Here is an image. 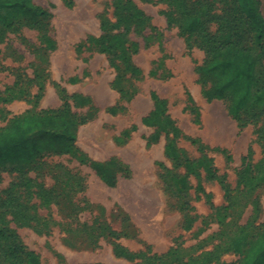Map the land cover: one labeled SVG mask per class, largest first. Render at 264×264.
I'll return each mask as SVG.
<instances>
[{"label": "rangeland", "instance_id": "374dc122", "mask_svg": "<svg viewBox=\"0 0 264 264\" xmlns=\"http://www.w3.org/2000/svg\"><path fill=\"white\" fill-rule=\"evenodd\" d=\"M31 1L51 14L36 26L0 8V128L13 116L59 108L61 88L67 95L87 96L99 110L77 127L75 155L50 154L25 171L1 169L0 228L14 231L41 264H148L162 254L161 264L236 261L239 255L225 249L227 236L251 219L253 202L259 207L254 223L264 221V182L242 191L238 173L247 150L253 165L263 157L264 144L256 138L257 125L238 126L226 100L204 97L196 72L204 54L176 25L167 24L166 3L133 0L156 28L128 30L129 42L136 43L131 61L140 70L130 77L109 55L84 43L104 33L102 21H114L112 0ZM202 1L211 4L212 15L237 26L231 0ZM3 15L14 21L10 27L2 23ZM216 22L208 24L212 33ZM152 91L165 99L167 114L185 137L142 124L153 108ZM116 105L122 106L117 113L106 110ZM132 124L136 129L123 135ZM187 137L198 139L205 151ZM208 159L234 195L231 209L220 215L214 207L228 201L220 181L206 176ZM108 161L113 168L128 167L118 171L113 185L89 163ZM115 244L130 256L139 254L117 255ZM209 251L212 261L202 263Z\"/></svg>", "mask_w": 264, "mask_h": 264}, {"label": "trees", "instance_id": "16d2710c", "mask_svg": "<svg viewBox=\"0 0 264 264\" xmlns=\"http://www.w3.org/2000/svg\"><path fill=\"white\" fill-rule=\"evenodd\" d=\"M155 1L166 3L167 24L176 25L179 35L188 42L192 39L203 52L204 57L197 65L196 72L204 97L208 101L226 100L227 111L237 121L238 126L242 128L247 124L257 125L256 138L264 144V15L261 0H231V4L236 8L234 20L237 21V26L232 23L233 19L212 15L211 4L202 0ZM112 3L114 21H102L104 33L86 37L85 47L106 53L116 61V68L133 77L138 75L140 70L131 61V55L136 51V43L129 42L127 32L131 26L140 30H153L156 27L151 24V17L133 0H112ZM0 8L6 12L14 10L21 14L22 23L29 26H36L39 18L51 15L47 8L31 0H0ZM216 20L217 27L212 33L208 24ZM1 21L7 27L14 23L6 15H3ZM46 41L49 47L53 48L52 39L47 38ZM60 92L62 104L59 108L13 116L6 126L0 128V173L1 169L6 167L15 171L29 170L50 154L75 155L77 127L90 120L99 108L91 103L87 96L74 93L67 95L63 88ZM151 98L153 108L142 117V124L156 126L165 134H171L172 138L185 137L167 114L165 99L154 91L151 92ZM189 99L192 102V98ZM84 106V112L73 110ZM121 109L122 106L116 105L106 110L115 114ZM192 111L198 115L195 106ZM136 127L132 124L122 134L128 135ZM187 139L196 145L200 152L205 151L206 146L198 139ZM165 148L167 156H171L170 144ZM251 154L252 150L249 148L242 158V168L238 173V182L241 190L245 192L264 182V155L252 165ZM89 163L109 185L115 183L118 171L128 172L127 166L113 168L111 161L106 164ZM205 170L208 178H217L220 181L228 201L223 206L214 207L216 213L220 215L222 210L228 212L235 201L232 188L224 176H217L210 159L205 160ZM258 212V204L253 202L251 219L240 224L233 236H227L225 249L238 254V259L219 264H264V221L254 223ZM113 249L117 255L129 259L139 254L131 252L130 256L126 248L119 244H115ZM204 255L205 260H198H202V263L211 262L214 251ZM163 257V254L151 256L152 262L148 264H161ZM0 259L7 264H41L38 254L17 240L15 232L8 228H0ZM154 259H158L157 263ZM189 261L191 259L178 264H190Z\"/></svg>", "mask_w": 264, "mask_h": 264}]
</instances>
